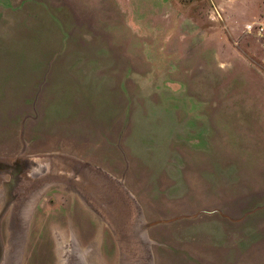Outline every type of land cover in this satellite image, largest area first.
<instances>
[{
  "label": "rangeland",
  "instance_id": "rangeland-1",
  "mask_svg": "<svg viewBox=\"0 0 264 264\" xmlns=\"http://www.w3.org/2000/svg\"><path fill=\"white\" fill-rule=\"evenodd\" d=\"M261 22L0 0V264H264Z\"/></svg>",
  "mask_w": 264,
  "mask_h": 264
},
{
  "label": "built area",
  "instance_id": "built-area-1",
  "mask_svg": "<svg viewBox=\"0 0 264 264\" xmlns=\"http://www.w3.org/2000/svg\"><path fill=\"white\" fill-rule=\"evenodd\" d=\"M248 28H250V26H248ZM256 33L264 38V22H261L259 25H257Z\"/></svg>",
  "mask_w": 264,
  "mask_h": 264
},
{
  "label": "water",
  "instance_id": "water-1",
  "mask_svg": "<svg viewBox=\"0 0 264 264\" xmlns=\"http://www.w3.org/2000/svg\"><path fill=\"white\" fill-rule=\"evenodd\" d=\"M0 167H2V165H0Z\"/></svg>",
  "mask_w": 264,
  "mask_h": 264
}]
</instances>
